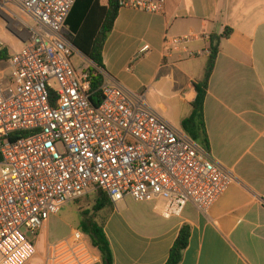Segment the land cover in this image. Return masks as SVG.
<instances>
[{"label":"built area","instance_id":"1","mask_svg":"<svg viewBox=\"0 0 264 264\" xmlns=\"http://www.w3.org/2000/svg\"><path fill=\"white\" fill-rule=\"evenodd\" d=\"M7 1L38 29L0 68V264L30 262L37 241L24 230L39 236L64 206L93 191L114 205L161 201L166 219L181 217L189 204L207 214L235 177L148 105L146 91L105 76L103 101L91 104L89 72L75 66L79 51L65 37L76 0ZM118 1L120 9L149 13H163L166 4ZM193 39L167 40L166 54L193 57ZM6 48L0 39V51ZM14 134L27 136L10 141ZM95 250L76 228L46 244V264H95Z\"/></svg>","mask_w":264,"mask_h":264},{"label":"crops","instance_id":"2","mask_svg":"<svg viewBox=\"0 0 264 264\" xmlns=\"http://www.w3.org/2000/svg\"><path fill=\"white\" fill-rule=\"evenodd\" d=\"M165 1L163 13L120 9L102 52L104 74L128 90L146 91L148 105L183 131L197 97L195 84L205 79L211 38L232 29L219 42L203 106L211 158L235 182L207 214L189 204L181 217L166 219L163 202L129 199L99 212L114 264H166L185 224L191 238L180 264H264V0ZM20 11L25 13L14 1L0 0V39L13 46L6 45L10 54L38 29L29 14L32 27L16 25ZM185 35H194V56L167 55L166 41ZM38 244L27 264H46ZM95 251V264H103Z\"/></svg>","mask_w":264,"mask_h":264},{"label":"trees","instance_id":"3","mask_svg":"<svg viewBox=\"0 0 264 264\" xmlns=\"http://www.w3.org/2000/svg\"><path fill=\"white\" fill-rule=\"evenodd\" d=\"M99 0H76L66 20L68 33L65 34L67 40L85 56L91 63L87 68L89 81L91 83V104L99 107L103 101L101 88L105 81V65L103 62V50L106 41L111 34L114 23L118 17L120 6L118 0H109L108 6H102ZM222 36H213L210 47V55L207 63L205 79L195 84L197 97L193 103V112L190 117L182 123L183 132L201 148L210 152V142L206 129L204 106L207 97L209 80L214 72L216 60L219 53V42L221 38H229L232 29H225ZM10 52L5 49L0 51V62L8 61ZM27 134H14L9 136V140L26 137ZM97 195L96 203L93 205L94 217L90 212L82 211L85 216L81 223V230L91 238L93 246L100 252L103 264H114V256L109 239L104 232L102 223L97 214L105 209H112L113 203L108 195L101 191L95 192ZM97 216V217H96ZM191 238V227L185 224L180 234L171 248L169 259L166 264H180L185 250Z\"/></svg>","mask_w":264,"mask_h":264},{"label":"rangeland","instance_id":"4","mask_svg":"<svg viewBox=\"0 0 264 264\" xmlns=\"http://www.w3.org/2000/svg\"><path fill=\"white\" fill-rule=\"evenodd\" d=\"M25 13L20 11V17L18 15H14L15 24L23 29H25L27 26H33V23L31 22V19L29 18L28 14ZM22 17L24 19H22ZM66 33H68V29L65 30V34ZM6 45L8 46L9 50L13 49V46L10 43L7 42ZM74 59L75 66H77L78 68L80 66L83 68H88L90 66L89 63L84 60V56L79 52L75 54ZM6 67L7 65L4 62H0V68L4 69ZM95 192H90L84 198L64 206L63 209H61V211L56 216L51 217L45 229V232L43 233L42 237H40V239L37 235H34L31 232L24 230L26 237L30 241H37V244L39 242V249L42 253L46 247L45 245L47 241L56 242L60 239L67 237L73 229H81L80 225L85 217L82 214V211L87 210L88 212H90L91 216H87L88 219H91L92 216L94 217L95 212L92 205L95 203V199H97V195ZM128 202L130 204H133L131 199H129Z\"/></svg>","mask_w":264,"mask_h":264}]
</instances>
